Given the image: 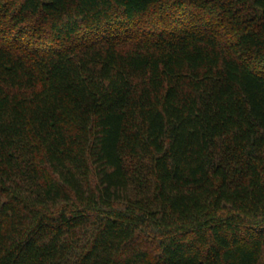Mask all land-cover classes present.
Returning <instances> with one entry per match:
<instances>
[{
	"label": "trees",
	"instance_id": "16d2710c",
	"mask_svg": "<svg viewBox=\"0 0 264 264\" xmlns=\"http://www.w3.org/2000/svg\"><path fill=\"white\" fill-rule=\"evenodd\" d=\"M0 264H264V0H0Z\"/></svg>",
	"mask_w": 264,
	"mask_h": 264
}]
</instances>
